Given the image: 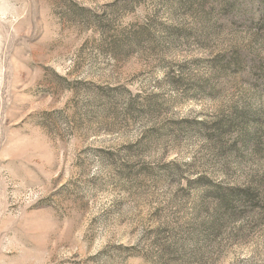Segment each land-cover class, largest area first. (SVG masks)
Masks as SVG:
<instances>
[{
  "label": "rangeland",
  "instance_id": "374dc122",
  "mask_svg": "<svg viewBox=\"0 0 264 264\" xmlns=\"http://www.w3.org/2000/svg\"><path fill=\"white\" fill-rule=\"evenodd\" d=\"M0 264H264V0H0Z\"/></svg>",
  "mask_w": 264,
  "mask_h": 264
},
{
  "label": "trees",
  "instance_id": "16d2710c",
  "mask_svg": "<svg viewBox=\"0 0 264 264\" xmlns=\"http://www.w3.org/2000/svg\"><path fill=\"white\" fill-rule=\"evenodd\" d=\"M218 201H219V207L217 208L218 211L222 210L223 207L228 206L231 202L227 194L226 195L221 194Z\"/></svg>",
  "mask_w": 264,
  "mask_h": 264
}]
</instances>
